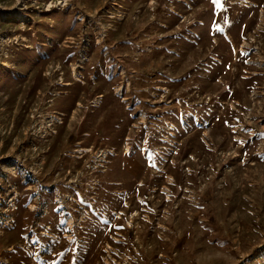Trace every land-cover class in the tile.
I'll return each mask as SVG.
<instances>
[{
    "label": "rangeland",
    "instance_id": "1",
    "mask_svg": "<svg viewBox=\"0 0 264 264\" xmlns=\"http://www.w3.org/2000/svg\"><path fill=\"white\" fill-rule=\"evenodd\" d=\"M0 264H264V0H0Z\"/></svg>",
    "mask_w": 264,
    "mask_h": 264
}]
</instances>
